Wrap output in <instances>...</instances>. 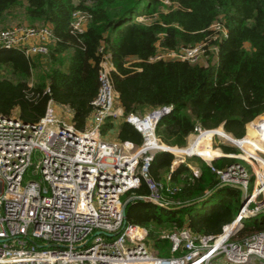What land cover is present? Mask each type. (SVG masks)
Masks as SVG:
<instances>
[{"label":"built area","instance_id":"obj_1","mask_svg":"<svg viewBox=\"0 0 264 264\" xmlns=\"http://www.w3.org/2000/svg\"><path fill=\"white\" fill-rule=\"evenodd\" d=\"M163 1L171 4V0ZM89 17L88 11L77 9L72 30L83 31ZM137 19L145 21L147 17L138 15ZM211 30L204 39L179 49H168L158 42V52L152 59L201 62L203 56L217 52L213 40L228 35L222 20L212 23ZM56 40L50 24L16 22L0 28V49H19L27 57L47 53ZM100 51L103 52L100 85L85 128H78L73 120H65L57 112L53 98L49 99L44 115L35 122L25 121L16 113L0 112V264L264 261V229L235 238L245 224L244 219L264 211V148L256 144L263 146L264 136L250 137L247 130L246 136L237 137L222 124L215 127L197 124L188 134L186 144L166 143L157 134V124L174 109V104L153 107L144 114L125 113L121 105L116 107L119 92L112 76L116 66L104 44ZM119 116L141 132V144L104 137L107 120ZM252 124L249 125L252 128L264 129V117ZM244 142L251 143L256 152H247ZM204 148L214 152L204 153L207 151H202ZM36 151L38 161L32 167ZM159 151L174 155L165 180L151 173V163ZM192 156L203 158L220 183L245 186L244 202L219 233L196 232L188 224L163 232L161 237L169 238L171 243L170 253L161 255L148 227L127 220L123 194L139 187L144 180L149 187V193L143 195L146 198L166 208L181 204L176 195L181 185L171 180L172 171L186 163L195 176L200 175L201 168L187 161ZM224 157L234 160L218 165L216 161ZM230 224L235 225L228 229Z\"/></svg>","mask_w":264,"mask_h":264},{"label":"trees","instance_id":"obj_2","mask_svg":"<svg viewBox=\"0 0 264 264\" xmlns=\"http://www.w3.org/2000/svg\"><path fill=\"white\" fill-rule=\"evenodd\" d=\"M77 9L90 13L83 31L72 30ZM138 15H145L147 20L137 19ZM24 20L50 24L57 40L47 53L35 58L19 49H0L1 113L11 114L18 109L16 114L23 120L35 122L53 98L71 109L78 128H85L99 90L102 44L112 53L116 66L113 81L125 113L144 114L153 107L174 104L156 129L168 144H186L197 124H222L242 137L247 124L264 113V0H171V4L163 0H0V26ZM218 20L228 28V35L213 40L217 52L211 51L209 64L152 59L158 52V42L165 48L179 49L204 39L212 32L211 24ZM215 54L218 58L212 62ZM110 118L103 132L115 128ZM117 128L120 140L142 143L143 136L132 123L123 119ZM252 130L249 127L250 133ZM262 134L263 128H254L255 136ZM243 146L252 153L248 142ZM173 158L170 152H157L151 163L152 175L165 180ZM224 158L216 163L224 165L234 160ZM200 168L198 176L186 163L172 171L171 180L181 185L176 194L181 204L166 208L134 199L127 205V220L147 226L161 253L170 252V239L161 237L165 228L171 231L188 224L196 232L219 233L241 207L240 189L218 187L219 179L204 160ZM209 191L213 193L199 201L204 207L198 209L196 203L181 206ZM148 193L143 180L139 187L124 193V200ZM209 200L217 202L208 208ZM248 219L245 229H264V212L261 217Z\"/></svg>","mask_w":264,"mask_h":264},{"label":"rangeland","instance_id":"obj_3","mask_svg":"<svg viewBox=\"0 0 264 264\" xmlns=\"http://www.w3.org/2000/svg\"><path fill=\"white\" fill-rule=\"evenodd\" d=\"M167 4H170V2H168ZM143 5H144V3L143 4H141L140 6H139V8H138V11L137 12H140L141 10H142V7H143ZM163 8H165V9H167V7L166 6H164ZM136 12V13H137ZM14 23H16V22H12V23H9V24H7V25H5V26H0V28H3V27H6V26H10V25H12V24H14ZM20 23H28V24H31L30 22H28V21H22V22H20ZM36 55L37 54H35V55H33V57L35 58L36 57ZM208 55H205V56H203L200 60H201V62L203 63V62H205V61H208ZM218 58V55L217 54H215V56H213V61L212 62H216V59ZM120 101H119V98H118V101H117V103H116V107L120 104L119 103ZM14 113H18V109H15V111H14ZM260 117H264V113L262 114V115H260V116H258L255 120H253L252 122L250 121V123H248V125L246 126V132H245V136L247 135V133H248V131H249V127H252V126H249V125H253L252 123H254L255 121H257ZM63 118L65 119V120H67V121H69V122H71L72 121V118H71V116L70 115H68V114H65L64 116H63ZM119 119H116V120H123V118H122V116H119L118 117ZM110 119H112V120H114V118H110ZM121 121H119V122H121ZM117 122V121H116ZM115 122V123H116ZM107 123V122H106ZM106 123H105V125H106ZM104 125V126H105ZM118 124H116L115 125V128L113 129V128H111V129H108V130H106V132H104V137L106 138V139H109V140H114V141H121L120 139H119V137H118ZM248 130V131H247ZM257 144V143H256ZM262 147V146H261ZM263 147H264V145H263ZM252 148H254L255 149V147H252ZM37 153H38V151H36L35 153H34V155H33V164H32V167L35 165V163L38 161V156H37ZM203 160V158H201L200 156H192V157H189L188 159H187V161H189L190 163H191V165H193V166H199L200 167V162ZM162 179H164V178H162ZM252 188V183L250 184V186H249V189H251ZM124 197H125V194H123V200H124ZM216 200H209L208 202H207V204H206V206L208 207V208H211L213 205H215L216 204ZM196 204H198L197 205V208L199 209V208H202V207H204V203H200V202H196ZM264 212V211H263ZM261 215H262V212L261 213H259L258 215H256L257 217H261ZM236 216V215H235ZM254 217V216H253ZM188 218H189V214H186V219H187V221L186 222H188ZM252 219V218H251ZM249 219H244V222H247ZM165 227V226H164ZM247 229V230H246ZM244 228V226L243 227H241L240 229H239V231H238V233H237V235H235V238H242L243 236H245V235H247V234H249V233H251V232H253V231H255V230H257L255 227H251V228ZM163 232H169V229L168 228H165V230L163 231ZM153 239V238H152ZM159 250V252H160V249H158ZM170 251V250H169ZM161 253V252H160ZM170 253V252H169ZM168 253V254H169ZM168 254H164V253H161V255H168ZM250 264H264V261L263 260H261V259H256L255 260V262H253V263H250Z\"/></svg>","mask_w":264,"mask_h":264},{"label":"water","instance_id":"obj_4","mask_svg":"<svg viewBox=\"0 0 264 264\" xmlns=\"http://www.w3.org/2000/svg\"><path fill=\"white\" fill-rule=\"evenodd\" d=\"M224 185H228V184H226V183H221L218 187H220V186H224ZM231 186L236 187V188H238V189L241 190V205H242L243 202H244L245 194H246V188H245V186H243V185H231ZM213 191H214V190H213ZM213 191H209V193H208L207 195H205V196H203V197H200V198L196 199V200L193 201V202H187V203H185V204H183V205H181V206H186V205H189V204H191V203L199 202V201L205 199L206 197H208V195L212 194ZM134 199H143V200L151 201V202H153V203H155V204H158V203H156L154 200H151V199H149V198H146V197L143 196V195H133V196H130L129 198H127V199L125 200V202H124V214H125V215H126V210H127V205H128V203L131 202V201L134 200ZM98 232H100V231H98ZM0 240H2V239H0Z\"/></svg>","mask_w":264,"mask_h":264},{"label":"crops","instance_id":"obj_5","mask_svg":"<svg viewBox=\"0 0 264 264\" xmlns=\"http://www.w3.org/2000/svg\"><path fill=\"white\" fill-rule=\"evenodd\" d=\"M120 105V104H119ZM56 110H57V112L60 114V115H62V116H64L65 114H68V115H70L71 116V118H73V113H72V111H71V109L69 108V107H67L66 105H62V104H59V103H56ZM116 119H119V118H114V123L115 124H118V126H119V121H121V120H116ZM73 120V119H72ZM114 129V128H113ZM250 135V137L252 136H255L254 135V128H253V130H252V132L249 134ZM249 139V136L247 137V140ZM249 143V142H248ZM252 147H254L251 143H250V148H252ZM252 149H254V148H252ZM251 149V151H252V153H255V151L254 150H252ZM205 150H207V151H205ZM202 151H205L204 153H213L214 151L213 150H211L210 148L209 149H202ZM226 158V157H225ZM224 158V159H225ZM229 160V158L227 159V161ZM129 198V197H128ZM125 201V200H124Z\"/></svg>","mask_w":264,"mask_h":264},{"label":"bare ground","instance_id":"obj_6","mask_svg":"<svg viewBox=\"0 0 264 264\" xmlns=\"http://www.w3.org/2000/svg\"><path fill=\"white\" fill-rule=\"evenodd\" d=\"M261 136H263V134L261 135ZM249 145H250V143H249ZM262 148H264L263 146H262ZM254 150V149H253ZM255 151V150H254ZM256 152V151H255ZM235 224H230L229 226H228V229H230L231 227H233Z\"/></svg>","mask_w":264,"mask_h":264}]
</instances>
